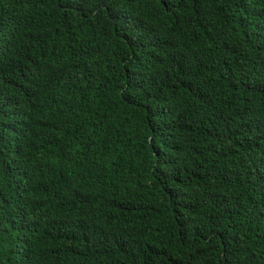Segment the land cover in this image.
Segmentation results:
<instances>
[{"label": "trees", "instance_id": "obj_1", "mask_svg": "<svg viewBox=\"0 0 264 264\" xmlns=\"http://www.w3.org/2000/svg\"><path fill=\"white\" fill-rule=\"evenodd\" d=\"M0 264H264V0H0Z\"/></svg>", "mask_w": 264, "mask_h": 264}]
</instances>
